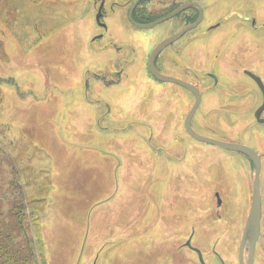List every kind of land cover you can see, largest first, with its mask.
Instances as JSON below:
<instances>
[{
	"label": "rangeland",
	"instance_id": "obj_1",
	"mask_svg": "<svg viewBox=\"0 0 264 264\" xmlns=\"http://www.w3.org/2000/svg\"><path fill=\"white\" fill-rule=\"evenodd\" d=\"M99 2L0 0V224L11 246L23 264H200L191 239L206 264H239L254 166L190 137L193 95L149 69L187 17L135 28L132 0H106L97 20ZM201 2L204 22L156 69L200 90L195 132L261 155L254 264H264L263 95L244 73L264 83V0ZM143 5L146 23L170 10Z\"/></svg>",
	"mask_w": 264,
	"mask_h": 264
},
{
	"label": "water",
	"instance_id": "obj_2",
	"mask_svg": "<svg viewBox=\"0 0 264 264\" xmlns=\"http://www.w3.org/2000/svg\"><path fill=\"white\" fill-rule=\"evenodd\" d=\"M138 1L139 0H136L130 9L129 20L131 21L132 24L136 25L139 28H151V27L155 26L156 24H159V23H161L167 19H170V18L176 16L181 11H183L187 7L191 6L190 3L182 4L173 12L167 14L166 16H164L162 18L157 19L156 21H153V22L148 23V24H139V23L134 22L131 18L132 9L134 8L135 4ZM99 14H100V11L97 14V20H99V16H100ZM201 17H202V15H200L199 19L196 22H194L193 24H190V25L184 27L180 31L176 32L175 34L165 38L160 43H158L154 47V49L152 50V52L150 54L149 69H150V71H151V73L155 79H157L159 81L177 84V85L189 90L194 95V103H193L190 111L188 112V114L185 118V130L190 137H192V138H194L200 142L212 144V145L221 147L223 149H228V150L240 152L243 155H245L253 164L254 176H253L252 200H251L250 210H249V213H248V216H247V219H246L243 231H242V236H241V241H240L239 251H238V262H239V264H254L255 249H256L257 241H258L259 236H260L261 218H262V195H261V188H260V173H261V167H262L261 155H259L253 148H250L248 146L238 144V143L225 142V141H221V140H217V139H213V138H208V137L202 136V135L198 134L197 132H195V130L192 128L191 121H192L197 109L199 108V104L201 102L200 90L198 89L197 86H195V85H193V84H191V83H189L183 79H179V78H175V77H171V76H166V75L159 73L156 69V66H155V58L157 57V55L167 45H169L170 43L179 39L185 32H187L188 30H190L192 28H195L198 25V23L200 22ZM246 73L255 81V83L257 84V86L259 87V89L262 92L263 100H262L261 105L256 109V111L254 113V117H255L257 122L264 123V118H262V116H261L262 112L264 110V83H263L262 79L259 76L255 75L254 73H252L250 71H246ZM217 198H218V204H219L220 199H219L218 194H217ZM186 246L189 249L195 251V253L198 256V260H199L200 264H206L204 259H203V255H202L201 251L191 245V239H189L186 242ZM245 248H247L246 261L244 260Z\"/></svg>",
	"mask_w": 264,
	"mask_h": 264
},
{
	"label": "flooded vegetation",
	"instance_id": "obj_3",
	"mask_svg": "<svg viewBox=\"0 0 264 264\" xmlns=\"http://www.w3.org/2000/svg\"><path fill=\"white\" fill-rule=\"evenodd\" d=\"M135 1L136 0H132V3H131V5H130V7H129V9H128V12H127V20L129 21V23L130 24H132L131 23V21L129 20V12H130V9H131V7H132V5L135 3ZM149 1H153V0H139L136 4H135V6H134V8L132 9V13H131V18H132V20L134 21V22H136V23H139V24H148V23H151V22H153V21H156L157 19H159V18H162V17H164V16H166L167 14H169V13H171V12H173L174 10H176L179 6H181L182 4H185V3H190L191 4V6H189V7H187L186 9H184L183 11H181L179 14H177L176 16L177 17H180L181 18V16H182V18L184 17V16H186L187 18H185V19H187L186 21H188V23H186V26H188V25H190V24H193L194 22H196L198 19H199V17H200V15H202V17H201V20H200V22L198 23V25L195 27V28H197V27H199L200 25H201V23H203L204 22V18H205V8H204V6H203V3L201 2V0H170V10H169V12H167L164 16H159V17H157V18H155V19H153L152 21H150V22H148V23H146V22H144V20L145 19H148L149 17H150V14L148 13V11L146 10V8H145V6L143 5V3L144 2H149ZM105 3H106V0H100V2H99V7H98V11H100V16H103V14H102V10H103V7H105ZM190 12H192L191 14H190ZM184 14H186V15H184ZM190 21V22H189ZM182 22V21H181ZM252 23L254 24V20L252 21ZM188 24V25H187ZM98 25L99 26H101L102 28H103V30H104V32H108L109 31V28H108V26H107V24L106 23H102V22H98ZM135 28H139V27H137L136 25H134V24H132ZM221 25V22H217L216 21V23H213L212 25H210V26H208V28H207V31H213L214 29H217L219 26ZM186 26H184V27H186ZM183 27V28H184ZM182 28V29H183ZM194 28V29H195ZM141 29H143V28H141ZM181 30V29H180ZM179 30V31H180ZM178 32V31H177ZM99 37H101V36H103V35H98ZM130 36L132 37V35L130 34ZM113 47H115L117 50H119L120 48H121V46H114V44H113ZM162 52V51H161ZM161 52L157 55V57L155 58V66H156V63H157V60H158V57H159V55L161 54ZM150 57V56H149ZM148 64H149V60H148ZM246 71H247V69L246 70H244V73L246 74V75H248L247 73H246ZM209 76L214 80V85H217V77H216V75L215 74H213V73H209ZM258 76V75H257ZM215 77V78H214ZM180 79V78H179ZM190 83V82H189ZM192 84V83H191ZM194 85V84H193ZM183 88V87H182ZM185 89V88H184ZM185 90H187V89H185ZM187 91H189V90H187ZM190 92V91H189ZM191 93V92H190ZM201 93V92H200ZM192 94V93H191ZM193 95V94H192ZM193 97H194V95H193ZM201 101H202V96H201ZM194 103V102H193ZM200 104H201V102H200ZM200 104H199V107H200ZM191 109V108H190ZM191 124H192V121H191ZM184 126H185V121H184ZM192 128H193V125H192ZM194 129V128H193ZM191 233H192V235L194 234V232L193 231H191ZM191 238V237H190ZM246 258H247V256H246Z\"/></svg>",
	"mask_w": 264,
	"mask_h": 264
},
{
	"label": "trees",
	"instance_id": "obj_4",
	"mask_svg": "<svg viewBox=\"0 0 264 264\" xmlns=\"http://www.w3.org/2000/svg\"><path fill=\"white\" fill-rule=\"evenodd\" d=\"M26 247L29 249V247L31 246L26 244ZM0 264H23L21 261V253L16 247L13 248L11 246L10 233H8L7 230H5L4 226L1 224H0Z\"/></svg>",
	"mask_w": 264,
	"mask_h": 264
}]
</instances>
